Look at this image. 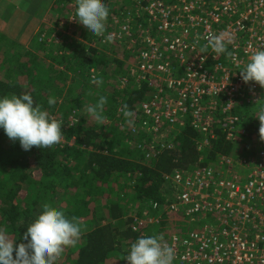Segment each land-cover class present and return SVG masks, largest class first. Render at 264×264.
Here are the masks:
<instances>
[{"label": "trees", "instance_id": "obj_1", "mask_svg": "<svg viewBox=\"0 0 264 264\" xmlns=\"http://www.w3.org/2000/svg\"><path fill=\"white\" fill-rule=\"evenodd\" d=\"M102 2L110 10L105 36L128 21L132 25L144 21L135 0ZM16 3L21 11L27 10L26 21L40 16L46 24H40L29 46L0 32V97L30 93L61 124L62 141L25 151L0 129V229L15 245L27 244L23 238L27 227L48 204L68 218L76 217L82 229L80 239L64 249L56 264H125L131 245L140 237L184 238L216 224L215 217L205 215L191 220L171 217L151 204L164 208L172 198L166 175L216 167L221 156L254 155L261 142L259 109H251L241 99L236 114L238 128L245 134L219 129L208 148H200L203 135L189 119L169 129L167 137L141 130L144 117L134 111L155 93L148 83H137L130 43L100 44V36L89 34L81 24L70 26L65 11L70 14L69 5L77 0H52L51 10L34 0ZM14 5L9 8L19 11ZM13 17L7 16L10 22ZM94 77L101 82L93 83ZM123 79L128 81L125 86ZM101 96L107 102L103 123H98L85 109L95 106ZM49 98L55 100L53 105L48 104ZM125 110L132 115L125 117ZM160 142L173 148L147 160V155L157 154ZM147 216L159 218V225L135 231V220Z\"/></svg>", "mask_w": 264, "mask_h": 264}, {"label": "built area", "instance_id": "obj_2", "mask_svg": "<svg viewBox=\"0 0 264 264\" xmlns=\"http://www.w3.org/2000/svg\"><path fill=\"white\" fill-rule=\"evenodd\" d=\"M144 1L135 0L143 22L128 21L110 33V43L104 36L98 40L130 43L137 83L153 88V98L134 111L144 117L139 128L167 137L169 129L189 119L203 135L200 148L210 147L219 129L245 134L236 114L241 99L260 109L264 87L245 83L239 71L255 51L264 49V0H151L143 6ZM69 6L70 26L77 25V3ZM220 34L230 43L225 53L217 54L210 41ZM91 45L96 48L97 42ZM120 81L123 86L128 83ZM260 141L254 155L221 156L216 167L165 176L172 198L164 208L153 203L152 209L171 217L191 220L205 215L216 221L184 238L173 235L163 241L175 250L173 264H264V140ZM166 148L173 146L158 143L157 154L147 155V160ZM135 222L138 231L159 225L160 219L147 216Z\"/></svg>", "mask_w": 264, "mask_h": 264}, {"label": "clouds", "instance_id": "obj_3", "mask_svg": "<svg viewBox=\"0 0 264 264\" xmlns=\"http://www.w3.org/2000/svg\"><path fill=\"white\" fill-rule=\"evenodd\" d=\"M109 12L102 0H77L75 19L89 34L104 36L106 42L110 43L111 34L105 36ZM227 43L230 41L220 34L212 38L210 46L215 53L221 54L227 51ZM204 51L202 48L201 53ZM239 72L245 83L255 81L264 87V49L255 51ZM92 82L99 84L101 81L94 77ZM106 102V97L101 96L95 106H87L85 111L98 123H103ZM54 103L55 100L49 98L48 104ZM124 107L127 109V105ZM131 115L130 111H124L125 117ZM257 118L260 121V137L264 140V107L259 109ZM0 129L9 139L18 140L25 151L33 146L46 149L62 141L61 124L36 104L30 93L0 97ZM81 235L82 229L76 217L68 218L63 211L44 204L42 213L24 233L27 244L15 245L6 231L0 229V264H56L64 249L76 244ZM174 260V248L163 243L161 235L138 238L125 258L127 264H173Z\"/></svg>", "mask_w": 264, "mask_h": 264}, {"label": "rangeland", "instance_id": "obj_4", "mask_svg": "<svg viewBox=\"0 0 264 264\" xmlns=\"http://www.w3.org/2000/svg\"><path fill=\"white\" fill-rule=\"evenodd\" d=\"M34 1H35V4L49 5L48 3L52 0H48V3L45 0H34ZM10 2H11V0H0V16L2 17V21L4 22L3 26L1 25L2 22H0V32L6 34L7 37L13 39L15 42H17L23 46H29L33 42V40L35 39L36 35L38 34L39 24L36 25V22L34 21V19H31L29 21L25 20L26 23L18 31L19 36H17V35L15 36L16 33H14V31L10 30V29L18 27L17 24L15 22H13V20L16 21V18L18 17L19 11L15 12L16 9H14V7H12V9L9 8V7H11ZM13 5H14V0L12 1V6ZM14 6H16V4ZM10 13H11V19H12L13 15L16 14L13 17L12 22H10L11 19L7 18L8 14H10ZM65 13H66L65 15H69V13L67 11H65ZM20 15L23 16L21 13H20ZM1 17H0V20H1ZM65 19H66V17H65ZM45 23L46 22L44 21L42 24H45ZM65 25H63V26H65ZM261 107H264V105H262ZM251 109H255V110L259 109V106L253 107Z\"/></svg>", "mask_w": 264, "mask_h": 264}, {"label": "crops", "instance_id": "obj_5", "mask_svg": "<svg viewBox=\"0 0 264 264\" xmlns=\"http://www.w3.org/2000/svg\"><path fill=\"white\" fill-rule=\"evenodd\" d=\"M11 4H12V2H10ZM47 3H48V1H47ZM49 5H47V6H49V9L51 10L52 9V4H50V2L48 3ZM5 5V4H4ZM9 7V6H8ZM16 8L20 11L19 13H18V17L16 18V21H14L13 20V22H15L16 24H17V26L18 27H15V28H12V29H10V30H13L14 31V33H16L15 34V36L17 35V36H19V34H18V31L24 26V24L26 23L25 22V18L23 17V16H25V13L24 12H26V11H21V9L19 8V6H18V4L16 3ZM20 13L23 15V16H21L20 15ZM28 14L29 15H31V11L30 10H28ZM1 17V16H0ZM34 18V17H33ZM46 20V18H35L34 19V21L36 22V25L37 24H39V28H38V30L39 29H41V23H43L44 21ZM0 22H2V26H3V24H4V22L2 21V17H1V20H0ZM46 24V23H45ZM8 26V25H7Z\"/></svg>", "mask_w": 264, "mask_h": 264}]
</instances>
